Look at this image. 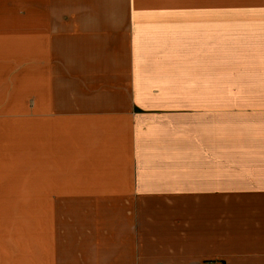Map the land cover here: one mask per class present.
Here are the masks:
<instances>
[{
	"label": "crops",
	"instance_id": "crops-1",
	"mask_svg": "<svg viewBox=\"0 0 264 264\" xmlns=\"http://www.w3.org/2000/svg\"><path fill=\"white\" fill-rule=\"evenodd\" d=\"M63 192L64 260L264 264V0H0V264Z\"/></svg>",
	"mask_w": 264,
	"mask_h": 264
},
{
	"label": "rangeland",
	"instance_id": "rangeland-1",
	"mask_svg": "<svg viewBox=\"0 0 264 264\" xmlns=\"http://www.w3.org/2000/svg\"><path fill=\"white\" fill-rule=\"evenodd\" d=\"M53 13L64 14V0H53ZM48 45L53 52L54 69V94L53 98V120L54 124L59 123L58 119L64 118V38L60 37L59 32H54V37ZM62 64V65H61ZM57 135V134H56ZM64 137V134H59ZM59 199L52 202V264H78V260H64V235L70 236L74 233L69 232L71 226H76L75 213L77 202H64V192L57 195ZM65 227V228H64ZM65 230V232H64ZM74 237H71L73 241ZM76 245V244H75ZM75 251V249H74ZM74 252L70 254L73 255ZM101 264L105 261L100 260ZM81 264L83 262L79 260ZM85 264H92L91 260H85ZM197 264V263H196Z\"/></svg>",
	"mask_w": 264,
	"mask_h": 264
}]
</instances>
